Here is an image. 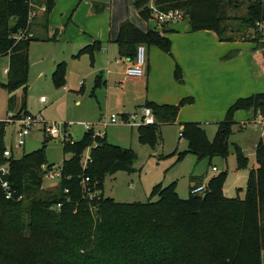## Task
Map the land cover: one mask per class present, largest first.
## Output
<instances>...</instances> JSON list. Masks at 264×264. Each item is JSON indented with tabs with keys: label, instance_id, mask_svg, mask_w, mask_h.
<instances>
[{
	"label": "trees",
	"instance_id": "obj_1",
	"mask_svg": "<svg viewBox=\"0 0 264 264\" xmlns=\"http://www.w3.org/2000/svg\"><path fill=\"white\" fill-rule=\"evenodd\" d=\"M150 1L134 0L144 19L153 17ZM54 4L55 0H0V55L10 57L9 78L0 85L11 95L10 100L17 89L26 91L30 42L41 39L31 31L36 6H45L43 23L47 26ZM220 4L221 0H154L159 11L182 9L193 31L215 30L221 40L234 39L233 34L225 35L228 28L223 23L230 17L220 10ZM32 12L35 14L30 19ZM240 21L244 29H253L258 21H264V0H255ZM20 32L24 35L18 38ZM258 39V36L253 39L257 48H264V41ZM116 42L120 55L132 61L140 44H155L170 51L168 37L155 29L143 30L129 19L121 23ZM100 49L101 41L95 40L74 56L88 53L94 64ZM52 78L57 85L65 83V61L55 64ZM102 83L97 75L96 86ZM144 106L152 109L156 120L140 124L139 137L143 144L153 146L162 138L161 126L176 123L180 107L153 101ZM250 106L256 112L264 111V93L240 98L217 123L213 139H209L198 122L179 123L188 146L180 151V157L192 153L199 159L226 158L235 123L232 113L236 107ZM22 112L28 111L23 109L16 114ZM3 133L2 124L0 166L9 162V173L0 176V264H264L261 142L256 146L257 165L250 169L243 199L225 194L227 170H224L212 176L201 193H192L191 189L202 181L191 185L187 198L179 196L176 182L159 183L153 189L157 200L128 203L105 197L102 184L115 161L133 164L136 153L131 148L109 142L106 134L95 135L94 129L86 130L69 148L65 146L72 156L62 164L58 189L48 191L41 189L43 176L53 165L46 162V144L20 158L6 157ZM88 147L92 162L83 166L82 154ZM234 152L237 168L247 167L248 158L237 143ZM86 176L91 181L85 190L81 181ZM2 179L10 184L11 198L6 196ZM98 190L94 198L87 196L88 191Z\"/></svg>",
	"mask_w": 264,
	"mask_h": 264
},
{
	"label": "rangeland",
	"instance_id": "obj_2",
	"mask_svg": "<svg viewBox=\"0 0 264 264\" xmlns=\"http://www.w3.org/2000/svg\"><path fill=\"white\" fill-rule=\"evenodd\" d=\"M90 1L55 0L49 28L40 31L34 25V33L41 39L30 42L26 91L17 89L10 100L11 95L0 85V131L3 124V141L14 147L15 157L46 144V162L53 164L50 169L59 170L64 160L72 156V151L65 146L69 148L74 140L80 139L86 125L90 124L97 132L106 134L109 142L131 148L136 153L132 166L137 171L128 173L118 170L105 176L102 184L105 197L128 203L157 200L158 196L153 192L155 185L176 182L179 196L187 198L190 186L195 182H208L212 176L227 170L225 194L245 198L250 169L257 165L255 152L260 139V130L254 123L258 117L253 106L234 109L232 118L235 123L230 136V153L226 158L199 159L192 153L180 157V151L188 146L181 136L179 123L163 124L161 140L153 146L143 144L139 137V125L146 101L175 104L180 107L178 120L181 123L198 122L209 139H213L216 122L223 120L240 98L264 93L263 51L250 37L254 28L244 29L239 25L255 0H221L220 10L230 17L223 23L228 28L225 35L233 34L234 39L221 40L215 30H191L190 19L185 14L178 21L165 24L170 29L167 33L170 51H163L168 56L170 67L157 60L158 69L150 84L132 82L123 73H115L108 87L106 82L95 85L99 72L95 71L88 53L73 55L78 45L77 42L72 43L73 40H90L87 44H91L99 36L108 37L110 33V11L107 15L100 8L92 14ZM93 2L100 7L107 5L109 10L110 5L114 6V16H127L140 28L162 27L154 11L153 17L144 19L134 0ZM149 5L153 7L154 0ZM36 9L38 13L40 7L36 6ZM178 10L184 13L182 9ZM39 20L36 19V22ZM61 61L66 62V80L64 84L57 85L52 73L54 62ZM101 62L106 63L107 57L103 56ZM9 69V55H0V83L8 80ZM120 72H123L122 69ZM41 96H45V102H41ZM23 109L32 113L41 111L48 124L55 121L59 124L62 135L59 138L48 136L36 125L25 144L16 147L18 124L7 119L10 112L18 115L16 112ZM134 112L138 113L135 122L123 119L124 114ZM113 113L117 115V123L110 120ZM235 143L246 154L247 167L237 168ZM85 154L88 152H84L82 158ZM59 186V178L53 180L43 176L42 190L56 191Z\"/></svg>",
	"mask_w": 264,
	"mask_h": 264
},
{
	"label": "built area",
	"instance_id": "obj_3",
	"mask_svg": "<svg viewBox=\"0 0 264 264\" xmlns=\"http://www.w3.org/2000/svg\"><path fill=\"white\" fill-rule=\"evenodd\" d=\"M154 12H156V19L160 23H170L174 21H178L179 19L184 17V13L181 10L175 9V10H169V11H159L157 10L154 6L152 7ZM35 12H32L30 14V19H33ZM254 32H252V35H250L251 38H256L257 36L259 37L260 41H264V21H258L256 24V27L253 29ZM24 35V32H20L17 37L20 38ZM262 51H264V48H260ZM146 53H147V47L145 44H140L137 46L136 49V56L133 61H131L125 69V74L129 78H138L141 77L144 74V66L146 63ZM46 98L45 96H41V102H45ZM257 119L254 120L255 125L259 128L260 130V139L257 142L256 146L258 145L259 142H261V147L264 152V111L258 110L257 112ZM141 119L140 122L141 124H149L153 123L156 118L155 115L152 111L151 108L145 106L143 107V110L141 112ZM138 116V113L134 112L129 115H123V119L126 121L130 122V120L136 121V118ZM7 121L8 122H14L18 124V128L16 130V147H21L22 145L25 144L27 136H29L32 133L33 128L36 125H39L40 130L42 129L48 136L56 137L59 138L62 135V131L59 127V124L55 121L51 124L47 123V120L45 119L43 113L37 112V113H32V112H22L19 115H15L14 113H9ZM121 119L123 122L124 120ZM110 120L112 123H117L118 118L117 115L114 113L111 114ZM86 130H92L94 129L93 125L87 124L86 125ZM94 134L95 135H103L101 132H97L94 129ZM14 147H6L4 150V155L6 157H11L13 154ZM85 153L88 152V154H85V156L82 158V165L87 166L90 162H92L91 155H90V147H88L85 151ZM84 154V153H83ZM82 154V156H83ZM44 169H47V166H43ZM216 169V167H214ZM61 170L62 166L60 167L59 170H54V169H48L44 176L48 179H56L61 177ZM9 173V162H6L5 164L0 166V176L2 177L3 175H7ZM90 177L86 176L82 179L81 184L82 187L86 190V186L88 183H90ZM2 186L5 190L6 196L8 198H11L13 196V191L11 190L10 184L8 180L2 179ZM206 184H200L197 186L192 187L191 192L192 193H201L205 190ZM68 191V189H66ZM87 196L92 199L96 196V193H92L91 191H88ZM58 207L61 206L59 203L57 205Z\"/></svg>",
	"mask_w": 264,
	"mask_h": 264
},
{
	"label": "crops",
	"instance_id": "obj_4",
	"mask_svg": "<svg viewBox=\"0 0 264 264\" xmlns=\"http://www.w3.org/2000/svg\"><path fill=\"white\" fill-rule=\"evenodd\" d=\"M90 2L92 3V4L90 3V8H91L90 13H92V14H94V12L100 8H102L104 13L107 15H108V12L110 11V17H109V32L110 33H109V36L108 37L99 36L97 38L99 41H101V49L99 52L96 53L95 62H94V64H92L95 67V71H97V73L99 72V74H97V75L101 76V79L103 80V82H106L107 87H108V84L111 81L112 76L115 73H118V74L123 73L124 76H126V74H125L126 66L132 61L131 59L123 57L120 55L119 46L116 42V39H117L119 32H120L121 23L123 21L127 20L128 18H127V16L124 17V15H122V14L119 16H114V10H115L114 6L111 7V5H110V10H109L107 5L100 7L98 5V3H94L93 0H91ZM93 3H94V6H93ZM44 12H45V6L44 5L40 7L38 13L36 11L35 18L31 22L32 33H34V25L35 24H36V28L40 31H45V28H49L50 13L51 12L48 15L47 26H45V24L43 23V20L45 18ZM36 19H40V20L38 22H36ZM161 24H162V27L157 26L155 28H148V29H155L167 37L168 36L167 33L169 32L170 29L168 28L167 25H165L167 23H161ZM141 29H143V28H141ZM143 30H147V29H143ZM74 42H77L78 45L75 48V49H77V52H75L73 55L77 54L81 48L88 45L87 43H89L91 41L90 40H83V41L73 40L72 43H74ZM146 47H147V54L148 55L146 56V63L144 66V74L138 78H128L127 77L126 79H128L132 82H137V83H142V84L143 83L150 84L151 80H152V76L157 72V69H158V67L156 66L157 60L162 61L164 63L165 67L167 65H168L167 66L168 68L170 67V65L168 64V59H167L168 56H167L166 52L163 51V49H161L159 46H157L155 44H151V45L147 44ZM262 54H263V52H262ZM103 56L107 57L106 63L101 62V58ZM263 59H264V57H263ZM121 61H122V64H121ZM54 63L56 64L57 62H54ZM120 69H122L123 72H120ZM95 85H96V81H95ZM140 106H142V105H139V107ZM143 107H145V106H143ZM124 115H126V114H124ZM219 121H221V120H219ZM219 121H217L216 123H218ZM176 123H181L178 120V118H177ZM181 127H182V125H181ZM15 135H16V133H15ZM5 146L10 147L6 143H5ZM24 153L25 152H23V154ZM13 154L15 156V150H13ZM18 158H20V157H18ZM206 183L207 182H203V184H206Z\"/></svg>",
	"mask_w": 264,
	"mask_h": 264
},
{
	"label": "water",
	"instance_id": "obj_5",
	"mask_svg": "<svg viewBox=\"0 0 264 264\" xmlns=\"http://www.w3.org/2000/svg\"><path fill=\"white\" fill-rule=\"evenodd\" d=\"M118 170H124L127 171L128 173H132L134 171H137L138 169L133 167L132 165L127 164L123 160H117L112 164L108 174L111 175Z\"/></svg>",
	"mask_w": 264,
	"mask_h": 264
}]
</instances>
